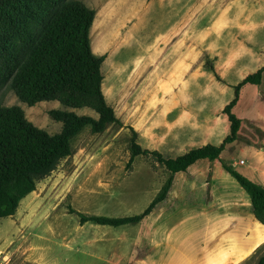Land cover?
Masks as SVG:
<instances>
[{
  "label": "rangeland",
  "instance_id": "1",
  "mask_svg": "<svg viewBox=\"0 0 264 264\" xmlns=\"http://www.w3.org/2000/svg\"><path fill=\"white\" fill-rule=\"evenodd\" d=\"M77 1L94 11L90 49L103 56L101 91L120 123L101 133L82 129L71 141V154L37 182L13 216L0 219V264H180L185 258L224 264L226 254L236 258L239 249L262 241L264 226L257 223L252 236L229 232L232 221L248 222L250 203L225 170L214 177L219 190L213 202L204 199V179L191 167V183H175L167 199L135 225H80L76 213L137 215L160 190L168 174L154 156H137L128 165L130 128L142 148L172 158L199 144L201 132H221L222 109L236 81L224 73L232 31L248 15L258 19L264 0ZM9 81H0V106H19L27 121L50 134L61 128L51 110L97 118L87 108H65L56 101L27 106ZM263 103L236 111L260 117ZM244 133L256 144L261 141L252 125ZM232 157L253 161L238 150ZM260 257L264 242L238 264H257Z\"/></svg>",
  "mask_w": 264,
  "mask_h": 264
},
{
  "label": "trees",
  "instance_id": "2",
  "mask_svg": "<svg viewBox=\"0 0 264 264\" xmlns=\"http://www.w3.org/2000/svg\"><path fill=\"white\" fill-rule=\"evenodd\" d=\"M61 1L0 0V81L9 78V88L27 106L56 101L65 108H87L97 118L51 110L50 118L61 128L50 134L27 121L19 106H0V219L13 216L37 182L71 154V141L82 129L89 127L92 133H101L108 125L120 123L101 91L103 56H95L90 49L94 11L77 0ZM263 74L264 66L233 87V97L222 109L229 133L219 145L206 144L173 158L164 157L142 148L130 128L128 165L137 156H154L168 174L165 182L140 214L108 217L77 212L79 224L121 227L138 224L147 217L166 199L174 174L185 172L197 161L217 159L225 145L239 139L240 120L232 108L240 88L259 84ZM223 168L248 195L254 220L264 226V187L228 166ZM257 264H264V257Z\"/></svg>",
  "mask_w": 264,
  "mask_h": 264
},
{
  "label": "crops",
  "instance_id": "3",
  "mask_svg": "<svg viewBox=\"0 0 264 264\" xmlns=\"http://www.w3.org/2000/svg\"><path fill=\"white\" fill-rule=\"evenodd\" d=\"M260 8V11L256 14L257 16H259L258 19H252L248 15L246 19L236 21L237 28L232 31L231 46L229 47V49H227L229 57L228 61L224 63V67L227 68L225 69L224 73L231 74L235 77L236 81L231 83L234 86L238 84L245 76L254 73L257 69L264 66V5H262ZM262 94H264V74L259 84H244L240 88L238 99L236 101V104L232 108L233 114L240 120V127L238 130L239 139L225 145L224 149L221 151L217 159L212 161L200 160L188 168L190 169L191 167H197L194 172L200 173L202 179H204L203 183H201V186L202 184L204 185V199L208 202H213L215 193L219 190L216 178L214 177L216 173L222 174V171L224 170L223 165L228 166L245 178L264 187V107L259 109L261 112H263V116L260 117H258L259 113L257 112L255 115L254 113L239 114L236 111L237 107L241 105L245 108H251L252 105L254 106V104L258 101L263 103L264 99ZM259 110L258 112H260ZM249 125L258 128L262 134L261 141L258 144L252 141L249 135L244 133V129H248ZM213 127L215 128L217 126L214 125ZM228 133L229 122L227 120V117L225 116L224 118L222 117L220 133L213 132L212 134H204L203 132H201V134L197 137V140H201V142L190 147L188 150L201 147L206 144L219 145ZM243 138L249 140L251 143H246L245 141H243ZM235 150H238L241 154H250L253 159L252 163L247 164L246 161L242 159H238V161H236L235 158L232 157V153ZM238 167L242 168L238 169ZM187 170L185 172L176 173L173 175L172 184L168 191L167 197L175 183L178 184V186H183V184L190 182L188 174L189 172H187ZM179 175L183 176H181L179 180L175 181V177ZM239 193L242 197L241 192H238V194ZM256 223L257 222L252 216L250 206V218L248 222H246L245 220L232 221V224L230 223L231 230H229V232H231L233 235L252 236L258 231ZM233 241L242 243L241 239H238V241H236V239H233ZM263 242L264 239L258 243ZM258 243H256V245L254 246L249 245V247H244V251L243 249H239L236 258L235 255L230 256L226 254L227 259L224 264H238L243 257H245L258 245ZM231 257L233 258L230 259ZM220 261L222 262V259ZM180 264L193 263L190 260L187 261V259L185 258L180 262ZM212 264H220V262L217 259L216 261H213Z\"/></svg>",
  "mask_w": 264,
  "mask_h": 264
}]
</instances>
